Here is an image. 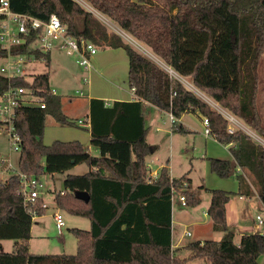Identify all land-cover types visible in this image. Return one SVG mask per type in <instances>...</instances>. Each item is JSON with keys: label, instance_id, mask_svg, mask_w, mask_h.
I'll return each mask as SVG.
<instances>
[{"label": "trees", "instance_id": "1", "mask_svg": "<svg viewBox=\"0 0 264 264\" xmlns=\"http://www.w3.org/2000/svg\"><path fill=\"white\" fill-rule=\"evenodd\" d=\"M127 34L142 42L176 75L190 80L222 109L264 137L257 106V66L264 53V0H84ZM15 12L47 20L55 14L68 34L96 46L123 48L128 59L127 84L131 101L89 100L90 153L77 140L42 141L46 115L60 125L72 124L61 110V99L50 92L48 76L34 75L31 82L14 78L11 84L32 88L44 108L23 106L13 125L20 137L17 167L28 175L65 173L85 163L82 174L63 176V194L55 204L90 220V228H72L75 254H33L27 242L32 218L18 193L19 179L11 174L0 183V240L15 241L11 252L0 251V264H183L202 259L205 264H258L264 254V235L244 233L238 243L226 223L225 204L233 192L208 189L207 215L220 239L191 241L187 258L179 259L171 247L172 188L187 205L200 197L183 175L169 176L163 165L158 177L148 181L146 159L154 146L146 140L147 108L152 105L178 119L183 113L205 116L211 135L229 145L232 159L208 158L218 177L234 175L237 194L251 195L249 182L264 206V146L241 129L227 131L228 119L197 96L181 80L133 48L76 0H9ZM4 51L0 48V56ZM8 81L0 75V93ZM3 122L0 120V127ZM171 128L183 132L175 120ZM182 182L188 186L181 189ZM201 188V187H200ZM74 191L89 195L85 202ZM38 215L44 213L37 208Z\"/></svg>", "mask_w": 264, "mask_h": 264}, {"label": "rangeland", "instance_id": "2", "mask_svg": "<svg viewBox=\"0 0 264 264\" xmlns=\"http://www.w3.org/2000/svg\"><path fill=\"white\" fill-rule=\"evenodd\" d=\"M85 9L90 10L92 14L105 26L108 32L113 31L121 36V38L129 43L133 48L150 58L159 66L169 72L170 75L178 77L181 82L190 88L197 96L204 99L211 108L220 112L228 111L222 109L217 103L210 99L206 94L200 92L192 86L190 80L182 78L172 72L160 59H158L149 48L142 42L133 38L125 31L120 29L109 18L102 15L93 9L84 0H76ZM106 50L105 47L97 46L96 53L92 58L100 56ZM107 51V50H106ZM123 52L124 49L121 48ZM125 52V51H124ZM126 54V53H125ZM114 55V54H113ZM91 58V59H92ZM113 60L109 59L110 63ZM1 62V61H0ZM94 67L96 64L91 62ZM123 66V64H122ZM25 78L30 80L34 75L46 74L48 76L49 88L54 89L55 93L61 99V110L73 123L67 125H60L52 116L46 115L45 125L42 135V141L45 144H51L55 140H77L81 144L88 139L89 127H82L77 124V119H84L86 114V100L88 95L104 94L107 97L114 91L120 92L119 95L127 96L129 88L125 81L119 82L112 80L106 75V72L96 73L94 71L86 70L79 66L73 56L66 55L62 50L55 46L43 63H35L26 65L24 67ZM257 75L259 78L257 88V106L259 107L262 121L264 125V53L259 59L257 66ZM87 80V81H86ZM127 87V88H126ZM111 91V92H110ZM79 92L83 94H78ZM110 92V93H109ZM112 96L114 94H111ZM113 101V98H107ZM232 114L229 115V117ZM232 117V116H231ZM235 117V116H234ZM153 118V120H152ZM146 119L148 120V130L146 134L147 141H153L154 152L146 159V165L151 170H155L160 162L168 167L171 175L179 177L183 174L192 178L190 188L193 191H200V185H206L208 179L206 177L207 167L202 155L205 153L206 144L203 135L199 134L193 128H189V132H173L169 116L164 113L147 112ZM151 119V121H150ZM236 119V121H235ZM233 122L229 121L236 130L241 129L249 134L259 144L264 146V137L260 136L254 130L246 126L239 118L235 117ZM201 120V118H200ZM201 132H203V125L201 123ZM217 153L218 147H209ZM19 150H13L11 141L8 135L4 132L0 133V183L4 182L11 174L18 171ZM211 157V156H210ZM218 157V156H217ZM10 162L11 167H7ZM87 168L85 163L80 164L74 169L76 173H81ZM63 173H54L53 176L43 174L40 176L42 181V198L48 204V208L44 210L42 215L37 216L32 220L30 228V238L27 242L29 252L33 254H75L76 252V238L71 232L72 228H79L88 230L90 228V220L85 216L74 215L64 209H60L55 204V194L58 190H62ZM220 179V178H219ZM227 189H233L236 184V177L223 178ZM205 192V191H202ZM209 197L208 193L206 195ZM245 200V199H244ZM199 204V203H198ZM58 208V211L63 219L62 225H57L53 212ZM203 205H187L181 208L178 205L177 198L172 199V242L176 243L180 238L183 230L190 231V235L183 236V243H188L198 239H215L218 234L212 229L210 220L203 215ZM245 217L249 224L255 220V215L260 214L264 217V208L260 201L255 197L247 198L245 200ZM264 229V224L261 225ZM241 236L235 235V239H240ZM15 241L13 239H1L0 251L11 252L13 250ZM181 251V250H180ZM181 256L177 255L176 257ZM180 259V257H178ZM192 261V262H191ZM187 262V264H202V260L196 259ZM258 264H264V254L258 257Z\"/></svg>", "mask_w": 264, "mask_h": 264}, {"label": "built area", "instance_id": "3", "mask_svg": "<svg viewBox=\"0 0 264 264\" xmlns=\"http://www.w3.org/2000/svg\"><path fill=\"white\" fill-rule=\"evenodd\" d=\"M57 46L66 55L73 56L74 61L86 70H91V58L96 53L97 46L84 38L74 37L66 31V27L60 22L55 14H51L47 20L27 13L15 12L10 8L9 0H0V48L4 54L0 56V75L8 81L7 87L0 93V120L3 124L0 133L4 132L11 141L13 150H20V137L16 133L13 121L15 112L23 106H38L44 108L41 98L32 88L11 84L14 78H25L24 67L26 65L43 63L51 50ZM26 79V78H25ZM33 77L30 80L31 82ZM87 81V80H86ZM52 94H56L54 89H50ZM78 94H83L79 92ZM222 113V112H221ZM228 122L234 121L235 117L228 113H222ZM170 122L176 119L169 114ZM236 121V119H235ZM203 134L210 135L209 121L205 116H201ZM77 124L89 127V118L78 119ZM232 124L236 125L235 122ZM236 129L228 124L227 131L234 132ZM7 167H11L8 162ZM148 169L147 180L152 181L158 177V170ZM19 179L18 193L23 197V205L27 209L31 218L38 215L37 208L45 210L48 204L42 198V181L40 177L28 175L24 172L14 173ZM188 186L187 182H182L181 189ZM60 194L64 190H58ZM57 192V193H58ZM171 202L177 198L181 206H186L185 196L172 188ZM56 193V194H57ZM57 225L63 224V219L58 208L52 213ZM255 232L264 235V230H260L258 225L264 223V217L256 215ZM184 235L189 236L190 232L185 231Z\"/></svg>", "mask_w": 264, "mask_h": 264}, {"label": "crops", "instance_id": "4", "mask_svg": "<svg viewBox=\"0 0 264 264\" xmlns=\"http://www.w3.org/2000/svg\"><path fill=\"white\" fill-rule=\"evenodd\" d=\"M105 48L107 51L105 50L104 52L101 53L100 56H97V57H94L91 59V62L94 61L96 65L94 67L92 66L90 72L91 71H94L96 73L106 72V75L109 76L112 80L122 82V81H125V79H126V83H127V70H128L127 55L125 54L124 51L123 52L121 51V48H110V47H105ZM117 56H118V59H115V61L113 63H110L109 59L113 60ZM122 64H123V66H122ZM127 92H129L128 97L127 96L123 97L122 95H119L120 92H118V91H114L113 93H111L114 95L112 96L110 94L109 97H107L104 94L88 95L87 100H86V109L87 110H86L85 118H88V115H89V100H90V98L103 99L107 104L109 102H111L107 98H113L111 100H125V101H131V100L135 99V95L133 93V90L130 87L128 88ZM156 111L158 113H164V114L169 115L167 112L159 110L158 108H156L152 105H149L147 108L148 113L151 112L153 114V112H156ZM146 116H147V113H146ZM200 118H201V116L199 114L183 113V114H181V116L178 119H176L177 123H180L183 125V128H184L183 132H189V128H193L195 130L197 128V132L200 135L202 134L203 137L205 138L206 149H205V153H204V155H202L201 159H203L206 163V167H207L208 172H206L205 174H206V177L208 179V183H205L206 185H200L201 186L200 191L199 190L196 191L200 197L199 204H197V205L198 206L203 205V208H204L203 215H204V217H208V219L210 220V225H212V221L209 218V216L207 215V208H208V205L210 202V194L208 192V189H222L225 191L233 192L234 194L230 196L228 202L225 204L226 223H227L228 229L234 233V241L236 243H238L240 239H237V240L235 239L236 234L241 236L244 233H255L254 228H255V224H256V219L255 220L253 219L251 224L248 223V221L246 220V217H245L244 206H245V200L247 198L253 197L254 195L259 200L258 194H257L256 190L254 189V187L252 186V184L249 182V179L251 177H250V174H248V173H246L245 176L247 178V181H248L249 186L251 187V190L253 193L251 195L247 196V195H241V194L236 193L238 191L237 179H236V184L233 187V189L229 190V189H227L225 183L223 182V178L218 177L216 174H214L210 171L208 158L232 159V155H231V152L229 150V145H223V144L219 143L211 134L205 135V134H203V132L200 131V129H201ZM152 120H153V118H152ZM150 121H151V119H150ZM147 122H148V120L145 119L146 126H148ZM82 127H84V126H82ZM171 131H172V133L175 132L174 129H172ZM87 133H88V138H85V139H88V140L85 141L84 142L85 145L82 144V146L84 148H86L90 153L96 154L97 150L92 148L90 145V132L88 131ZM61 141H69V140H61ZM147 142L151 145L153 144V141L152 142L147 141ZM211 146L212 147H215V146L218 147L217 153H215L211 148H209ZM79 165L80 164L73 166L72 168L67 170L65 173H63V175L66 173L82 174V173L87 171V168H86L83 172L76 173L77 171H74V169L76 167H78ZM163 165H165V164L160 162L158 164V166L155 168V170H159V168L162 167ZM49 175L53 176L54 174H49ZM183 175L187 176V178L189 179V185L192 187V185H191L192 178H190L186 174H183ZM183 175H181V176H183ZM169 176L173 177V178H178V177L171 175L170 172H169ZM181 176H179V177H181ZM230 177L233 178L234 175H231ZM202 191H205V192H202ZM207 193H208L209 197L206 196ZM178 205L181 208L185 207V206H181L179 203H178ZM261 206L264 208V206L262 204H261ZM256 215H260V214H256ZM256 215H255V217H256ZM261 225L262 224L258 225L259 229L264 230V229H261L262 228ZM185 231H188V230H183L181 233V236L177 240V242L173 243L172 242V221H171V247L176 250L175 251L176 256L178 254L181 255V256H178V257H180V259L187 258L189 255V251L185 248V245L187 243H183V241H182L183 236H185L184 235ZM216 233H218V234L214 237L215 238L214 240L220 239V237L222 235V232H220V231H216ZM197 240L202 241V239H198V238H197ZM193 241H196V240H193ZM191 260H194V259H191ZM191 260L188 259L183 264H187V262H189ZM200 260H202V259H196V261H200ZM202 264H205V262L203 260H202Z\"/></svg>", "mask_w": 264, "mask_h": 264}, {"label": "water", "instance_id": "5", "mask_svg": "<svg viewBox=\"0 0 264 264\" xmlns=\"http://www.w3.org/2000/svg\"><path fill=\"white\" fill-rule=\"evenodd\" d=\"M74 196L78 199H81L85 202L88 201L89 195L85 191H74Z\"/></svg>", "mask_w": 264, "mask_h": 264}]
</instances>
